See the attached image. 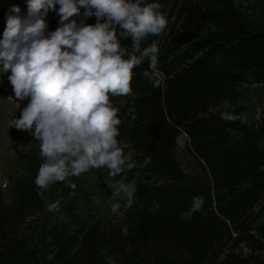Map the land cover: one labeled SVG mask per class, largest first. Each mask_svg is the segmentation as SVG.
Instances as JSON below:
<instances>
[{
  "label": "trees",
  "instance_id": "obj_1",
  "mask_svg": "<svg viewBox=\"0 0 264 264\" xmlns=\"http://www.w3.org/2000/svg\"><path fill=\"white\" fill-rule=\"evenodd\" d=\"M149 2L162 5L167 27L142 46L157 41L165 86L142 75L145 60L133 70L132 93L110 99L121 119L117 139L138 164L151 163L127 173L137 181L132 201L113 197L101 168L123 220L97 216L101 193L89 171L49 186L48 204L59 202L49 211L34 183L43 162L34 143L4 179L0 172V264H264V119L248 122L240 104L245 83L264 90V29L245 11L259 2L263 10L264 0ZM225 102L243 122L221 118ZM181 141L194 175L181 165ZM194 197L204 198L203 210L182 219Z\"/></svg>",
  "mask_w": 264,
  "mask_h": 264
},
{
  "label": "clouds",
  "instance_id": "obj_2",
  "mask_svg": "<svg viewBox=\"0 0 264 264\" xmlns=\"http://www.w3.org/2000/svg\"><path fill=\"white\" fill-rule=\"evenodd\" d=\"M26 16L13 6L6 18L0 39V71L11 72L8 81L18 100L28 99L20 118L12 120L17 129L29 131L39 141L43 158L34 183L49 211L58 203L48 204L49 186L79 177L91 169L106 168L107 187L113 197L132 201L137 181L128 180L133 168H145L133 159L127 143L119 141V109L110 97L132 93L133 70L145 60L149 69L142 75L153 87L165 86L157 70L159 47L149 36L159 37L167 27L162 5L149 0H27ZM60 5L57 10L56 5ZM81 8L85 11L81 14ZM57 12L59 27L46 32V16ZM14 13V14H13ZM78 21L73 17H80ZM96 18L95 24L85 21ZM131 40L130 48L122 40ZM225 121L243 122V114L227 110ZM128 115L135 119V109ZM232 131V129H226ZM120 177L119 179H115ZM70 188L76 184L70 182ZM204 198L194 197L182 219L190 220L203 210ZM111 203L112 213L120 210ZM156 204L150 211H157Z\"/></svg>",
  "mask_w": 264,
  "mask_h": 264
},
{
  "label": "rangeland",
  "instance_id": "obj_3",
  "mask_svg": "<svg viewBox=\"0 0 264 264\" xmlns=\"http://www.w3.org/2000/svg\"><path fill=\"white\" fill-rule=\"evenodd\" d=\"M259 4L260 2L252 7L245 8V11L250 19H252L255 24L259 25L258 27L264 29V23L262 22L264 20V8L262 10ZM13 6H18L21 9L20 14L22 16H26L27 14V0H0V39L3 38L6 18L9 14V10ZM59 7L60 5L57 4V10ZM84 11L85 10L81 8V14ZM73 18L79 21L83 17L81 15L80 17ZM45 19L47 22L46 32L54 31L60 26V17L57 15V12L50 10ZM92 19H94V17L87 18L86 21ZM9 75H11L10 71L7 73L0 71V172L2 179L14 168L16 159L26 156L32 145L39 142L35 140L29 131L17 129L12 125V120L20 118V113L23 108L27 106L29 100L27 98L18 100L15 97L12 85L8 81ZM242 92L243 97L240 104L245 106L244 118L248 122L264 119V90L261 86L253 82L245 83L242 86ZM259 107L261 108V112L258 114L257 109ZM183 142L184 141L180 142L179 159L184 171L188 175H194L198 172L197 163L194 161L193 157L183 149ZM260 143L263 145L264 139ZM89 173L101 193V197L96 199L97 216L121 222L123 220V210L120 207L117 213H112L110 204L117 202L110 198L111 196L107 193L105 179L104 176H102V169H91ZM5 198L8 202L12 199V195L7 187L5 188ZM58 219L67 220V215L61 214ZM237 250L244 254L248 252L244 246L238 247Z\"/></svg>",
  "mask_w": 264,
  "mask_h": 264
},
{
  "label": "bare ground",
  "instance_id": "obj_4",
  "mask_svg": "<svg viewBox=\"0 0 264 264\" xmlns=\"http://www.w3.org/2000/svg\"><path fill=\"white\" fill-rule=\"evenodd\" d=\"M261 112V108L259 107L258 109H257V113L259 114ZM6 184H4V186H5Z\"/></svg>",
  "mask_w": 264,
  "mask_h": 264
},
{
  "label": "built area",
  "instance_id": "obj_5",
  "mask_svg": "<svg viewBox=\"0 0 264 264\" xmlns=\"http://www.w3.org/2000/svg\"><path fill=\"white\" fill-rule=\"evenodd\" d=\"M257 117H258V115H257Z\"/></svg>",
  "mask_w": 264,
  "mask_h": 264
}]
</instances>
